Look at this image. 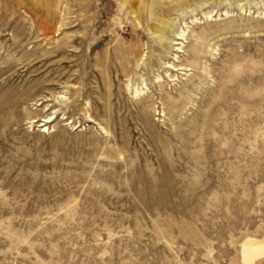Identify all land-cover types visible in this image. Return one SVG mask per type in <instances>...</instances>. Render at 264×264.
I'll list each match as a JSON object with an SVG mask.
<instances>
[{"label": "rangeland", "instance_id": "rangeland-1", "mask_svg": "<svg viewBox=\"0 0 264 264\" xmlns=\"http://www.w3.org/2000/svg\"><path fill=\"white\" fill-rule=\"evenodd\" d=\"M170 1L0 0V264H249L241 242L264 236V0H188L178 53L149 30ZM202 31L205 73L185 66ZM172 53L183 66L166 73ZM185 87L178 109L162 104Z\"/></svg>", "mask_w": 264, "mask_h": 264}, {"label": "bare ground", "instance_id": "bare-ground-1", "mask_svg": "<svg viewBox=\"0 0 264 264\" xmlns=\"http://www.w3.org/2000/svg\"><path fill=\"white\" fill-rule=\"evenodd\" d=\"M207 1L208 0H198L197 1L199 3L198 7L201 8L203 5L208 3ZM238 6H240V8L243 9V4L240 1H238ZM168 10L170 12H168ZM168 10L166 12L157 13V11H155L154 8L152 7L150 8V19L152 22L149 24V30L151 31V34L153 35V38L157 44L156 50L164 52L165 50L163 49L171 47L174 48V50H176L178 53L184 50L183 49L185 46L184 43L188 35V29H187L188 25H186L187 14H190L192 21L197 20V16L195 14V7H192L191 3H189L188 0H183V2L181 0H175V1L171 0L168 5ZM226 13H228L227 10ZM205 15L208 18L212 16L210 11L206 12ZM134 18L137 21V24L140 25L141 21L138 20L136 16ZM195 37H196L195 43L191 48L192 53L190 59L187 60L188 64H186L185 66L190 65L191 67L202 70V72L205 73L206 66H204V64L202 63V55L205 53L206 48H208V50L210 51L212 50V47H210L205 43L207 34L204 31L197 33ZM177 53H172L173 56L172 62L171 60L163 61V63L165 64L166 73H168L171 70L169 68H173V70H175L177 66H183V64H178V65L174 64L175 60L178 59L179 57ZM167 75L170 77L174 76V74L171 73ZM141 78H142L143 86L141 87L134 86L133 97H139L147 93L148 83L145 82L146 79L143 78L142 75ZM154 78L156 79L157 82L160 83L161 86L162 75L156 73L154 75ZM192 86H195L194 82L192 83ZM190 94H191V89H188L186 87L180 91L178 97L173 96L168 91L163 90L161 96V102L163 105L165 104V102L171 103L174 111L178 109L179 106H181L180 103H183V100L185 101L190 97ZM57 95H58L57 97H60L61 99L66 98V96L62 95L61 92H59ZM148 107H150L152 110H156L153 108L154 103L149 104ZM164 114L165 113L163 110L162 115ZM49 118L50 116H47L45 118V122L40 125L47 127V123L51 121ZM261 256H264V236L261 238L255 236H248L241 242V257L243 261L252 264L256 261L257 258Z\"/></svg>", "mask_w": 264, "mask_h": 264}]
</instances>
